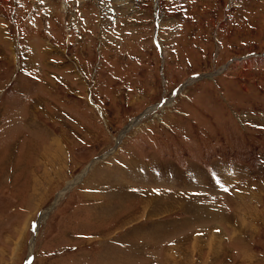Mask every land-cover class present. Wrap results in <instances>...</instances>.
Segmentation results:
<instances>
[{
  "label": "rangeland",
  "instance_id": "1",
  "mask_svg": "<svg viewBox=\"0 0 264 264\" xmlns=\"http://www.w3.org/2000/svg\"><path fill=\"white\" fill-rule=\"evenodd\" d=\"M31 247L264 264V0H0V264Z\"/></svg>",
  "mask_w": 264,
  "mask_h": 264
},
{
  "label": "bare ground",
  "instance_id": "2",
  "mask_svg": "<svg viewBox=\"0 0 264 264\" xmlns=\"http://www.w3.org/2000/svg\"><path fill=\"white\" fill-rule=\"evenodd\" d=\"M58 147H60V146H58ZM59 150V149H58ZM50 151V150H49ZM59 152V151H58ZM49 153V152H48ZM50 153H52V151L50 152ZM44 154V153H43ZM43 154H42V156H43ZM46 154H47V151H46ZM45 154V155H46ZM51 155V154H50ZM49 155V156H50ZM45 158V156H43L42 158H41V161L43 160ZM46 158H47V156H46ZM44 161V160H43ZM50 161V160H49ZM48 161V162H49ZM176 199V198H175ZM161 204L159 205V208H160V210H162V209H169L171 206H172V201H170L169 200V202H167V200H165V199H161ZM144 210H145V207H144ZM36 215V214H35ZM245 219V218H244ZM240 220V219H239ZM241 220H243V219H241ZM30 224V223H29ZM31 254H30V259H29V261H28V263L27 264H30V262H31V260H32V251H33V247H31Z\"/></svg>",
  "mask_w": 264,
  "mask_h": 264
},
{
  "label": "snow or ice",
  "instance_id": "3",
  "mask_svg": "<svg viewBox=\"0 0 264 264\" xmlns=\"http://www.w3.org/2000/svg\"><path fill=\"white\" fill-rule=\"evenodd\" d=\"M224 190H225V191H227V189H226V188H225Z\"/></svg>",
  "mask_w": 264,
  "mask_h": 264
}]
</instances>
